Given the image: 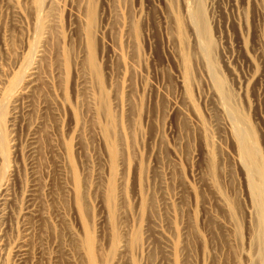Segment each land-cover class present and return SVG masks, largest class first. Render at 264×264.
I'll list each match as a JSON object with an SVG mask.
<instances>
[{
	"label": "rangeland",
	"instance_id": "obj_1",
	"mask_svg": "<svg viewBox=\"0 0 264 264\" xmlns=\"http://www.w3.org/2000/svg\"><path fill=\"white\" fill-rule=\"evenodd\" d=\"M255 186L264 0H0V264H260Z\"/></svg>",
	"mask_w": 264,
	"mask_h": 264
},
{
	"label": "bare ground",
	"instance_id": "obj_2",
	"mask_svg": "<svg viewBox=\"0 0 264 264\" xmlns=\"http://www.w3.org/2000/svg\"><path fill=\"white\" fill-rule=\"evenodd\" d=\"M50 1H52V0H50ZM38 5H39V3H38ZM37 5V6H38ZM186 6V5H185ZM39 7V6H38ZM188 9L190 10V8L188 7ZM190 14H191V12H190ZM192 19V18H191ZM192 21H193V23L196 25V27H197V24L195 23V21L192 19ZM192 24V23H191ZM196 29H198L199 30V28L197 27ZM185 39V38H184ZM199 40V39H198ZM197 42H200V40L199 41H197ZM201 43V42H200ZM188 45V44H187ZM199 46H201V44L199 45ZM203 47V46H202ZM199 54V53H198ZM204 54V53H203ZM206 55V54H205ZM206 64V63H205ZM189 65V64H188ZM207 65H208V63H207ZM210 65V64H209ZM188 67V66H187ZM210 68H212V67H210ZM33 70H34V68H33ZM212 70V69H211ZM211 72H213V71H211ZM33 73H35V71H33L31 74H33ZM211 76V75H210ZM214 76V75H213ZM214 80H215V77H214ZM214 80H213V82H214ZM215 84H216V82H215ZM216 89H217V91H218V93L220 94V97H221V100H222V105L226 108V102L228 101V99H229V97H228V95H226L224 92H223V90L222 89H220L217 85H216ZM218 94V95H219ZM225 110H228L227 108L225 109ZM227 112H229V111H227ZM230 113V116H229V118H232V115H233V112H229ZM228 118V117H227ZM236 132H235V135H237V138L236 139H238V145H239V149H241V150H243L244 151V153H245V157H246V161L249 163V160H251L252 159V146L250 147V145H249V143H248V141H247V136H246V134L244 135L241 131H238V130H235ZM250 164V163H249ZM248 175H249V179H250V181L252 182V176H254L253 175V171L251 170V169H249V171H248ZM257 189H256V186H255V190L253 191V196H254V200H255V203H256V206L258 207V210L260 211V213L261 214H263L264 213V207L263 206H261L260 208H259V203L261 204V205H263L262 204V202H261V199L263 198H261L260 200L258 199V197H257ZM258 217H260V215L258 216ZM259 230H258V232H259V234H258V242L260 243V264H264V233H263V229H264V225L261 223L260 225H259V228H258ZM256 234V235H257ZM124 245H126V244H124ZM256 246V245H255ZM253 260V259H252ZM255 262V261H254Z\"/></svg>",
	"mask_w": 264,
	"mask_h": 264
}]
</instances>
